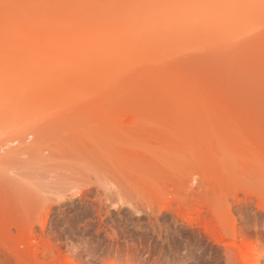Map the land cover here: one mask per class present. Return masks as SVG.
<instances>
[{
  "label": "rangeland",
  "instance_id": "rangeland-1",
  "mask_svg": "<svg viewBox=\"0 0 264 264\" xmlns=\"http://www.w3.org/2000/svg\"><path fill=\"white\" fill-rule=\"evenodd\" d=\"M227 1L120 66L0 52V143L37 130L0 157V264H242L243 237L264 264V0Z\"/></svg>",
  "mask_w": 264,
  "mask_h": 264
},
{
  "label": "bare ground",
  "instance_id": "bare-ground-1",
  "mask_svg": "<svg viewBox=\"0 0 264 264\" xmlns=\"http://www.w3.org/2000/svg\"><path fill=\"white\" fill-rule=\"evenodd\" d=\"M57 1L0 0V52H10L11 50L29 52L40 49L49 53L87 51L98 62L107 61L109 65L120 66L125 63L128 64L138 52L142 53L148 49L154 43V38L156 39L154 34L158 30L172 27L187 12L185 8L181 7L180 0V3L178 0H170L169 3H166V0H150L149 3L153 2L146 9L140 0L139 5L136 0H130L133 3L129 1L130 3H127L125 10H123L122 18H118V8L120 7L115 6L114 3H107L110 0L104 4L101 3V6L97 5V7L94 6L98 0H90L85 6H79L84 5L83 0L81 3L80 0L77 2L71 0L70 2L66 1L62 14L59 13V17L57 15L54 17L55 15L52 16V13L58 9L56 8L58 7ZM196 1L198 0H185L188 4ZM237 1L239 0H228L229 5L224 2L228 7H224L228 11L230 7L238 3ZM74 2L79 3L77 7ZM168 4H170L169 7ZM204 7L206 8V6ZM204 7L197 8L195 12L200 13ZM56 11L60 12L59 10ZM193 14L194 12L191 13L192 18L194 17ZM220 14L218 17H225L219 16ZM215 16L206 17L205 22L213 24L214 21L216 22ZM218 17L216 16V18ZM155 41L158 42L157 39ZM47 92L46 87L37 89V93ZM33 126L35 125L32 124V129L29 127L28 130L22 131L25 137L18 134V137H6L7 139L2 140L0 157L4 158L10 152L19 149L22 143L37 131L33 130L35 129ZM243 238L233 240L234 249H237L242 264H259L257 255L259 253L256 246L250 239ZM71 261L66 262V264L69 262V264H73Z\"/></svg>",
  "mask_w": 264,
  "mask_h": 264
}]
</instances>
